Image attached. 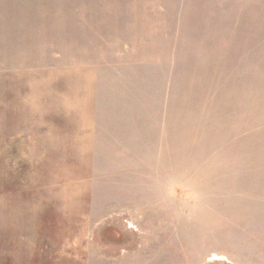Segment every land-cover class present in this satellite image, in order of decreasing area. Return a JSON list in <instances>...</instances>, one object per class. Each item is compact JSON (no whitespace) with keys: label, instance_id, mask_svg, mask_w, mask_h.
<instances>
[{"label":"rangeland","instance_id":"1","mask_svg":"<svg viewBox=\"0 0 264 264\" xmlns=\"http://www.w3.org/2000/svg\"><path fill=\"white\" fill-rule=\"evenodd\" d=\"M0 264H264V0H0Z\"/></svg>","mask_w":264,"mask_h":264}]
</instances>
